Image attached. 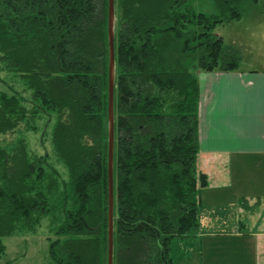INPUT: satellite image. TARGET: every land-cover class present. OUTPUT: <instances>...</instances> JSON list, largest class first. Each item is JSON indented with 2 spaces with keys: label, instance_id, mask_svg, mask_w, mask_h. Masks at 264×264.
I'll return each instance as SVG.
<instances>
[{
  "label": "trees",
  "instance_id": "trees-1",
  "mask_svg": "<svg viewBox=\"0 0 264 264\" xmlns=\"http://www.w3.org/2000/svg\"><path fill=\"white\" fill-rule=\"evenodd\" d=\"M259 1L116 0L114 264H173L199 233L198 73L239 67L218 28ZM0 71L21 86L0 78V258L48 221L52 264H108V0H0ZM53 117L38 154L19 133Z\"/></svg>",
  "mask_w": 264,
  "mask_h": 264
},
{
  "label": "crops",
  "instance_id": "crops-1",
  "mask_svg": "<svg viewBox=\"0 0 264 264\" xmlns=\"http://www.w3.org/2000/svg\"><path fill=\"white\" fill-rule=\"evenodd\" d=\"M257 43L261 53L237 69L198 73L197 165L209 184L199 233L176 240V264H264V35Z\"/></svg>",
  "mask_w": 264,
  "mask_h": 264
},
{
  "label": "rangeland",
  "instance_id": "rangeland-1",
  "mask_svg": "<svg viewBox=\"0 0 264 264\" xmlns=\"http://www.w3.org/2000/svg\"><path fill=\"white\" fill-rule=\"evenodd\" d=\"M192 4L196 10L208 15L218 13L215 0H192ZM99 5L102 6V2ZM261 11L264 12V0H260L257 5L252 6L249 11L250 14L245 20L227 22L218 28V31L226 39L225 43L235 42L234 47L240 52L241 61L243 59L254 60L261 53V48L257 43L259 36L264 35V23L261 26L259 22V18L262 16ZM119 13L116 14V29L119 26ZM10 77L11 75L0 71L1 79L8 80L11 86H15L16 90L20 88L21 86L18 83L10 82ZM1 87L8 86L3 85ZM54 122L55 117L51 118L50 121H39L40 128L36 132L20 131L19 134L27 138L29 145L32 147L31 149L38 154H45L46 151H50L52 154L51 134ZM19 134L13 135L12 138ZM55 159L54 154L50 156V161L63 173H66L63 164L57 163ZM210 211L209 207L203 209L205 218L208 217ZM51 238H55V235L53 229L49 227L48 221H45L36 233L4 237L3 242L6 245V252L0 258V264H52L49 259ZM172 257L173 264L179 263V247L177 248L176 240L172 243ZM195 257H199L198 250Z\"/></svg>",
  "mask_w": 264,
  "mask_h": 264
},
{
  "label": "water",
  "instance_id": "water-1",
  "mask_svg": "<svg viewBox=\"0 0 264 264\" xmlns=\"http://www.w3.org/2000/svg\"><path fill=\"white\" fill-rule=\"evenodd\" d=\"M108 36H109V227H108V264H114V221H115V190H114V160H115V81H116V0H108Z\"/></svg>",
  "mask_w": 264,
  "mask_h": 264
}]
</instances>
